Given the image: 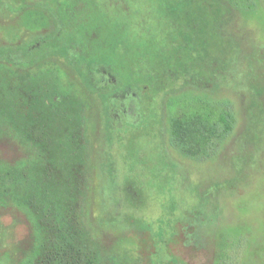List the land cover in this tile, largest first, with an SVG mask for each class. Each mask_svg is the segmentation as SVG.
<instances>
[{"label":"rangeland","instance_id":"obj_1","mask_svg":"<svg viewBox=\"0 0 264 264\" xmlns=\"http://www.w3.org/2000/svg\"><path fill=\"white\" fill-rule=\"evenodd\" d=\"M216 2L200 39L173 0H0V264L57 229L92 264H264V0ZM140 49L170 73L151 117L150 72L96 55ZM197 116L190 156L171 125Z\"/></svg>","mask_w":264,"mask_h":264},{"label":"trees","instance_id":"obj_2","mask_svg":"<svg viewBox=\"0 0 264 264\" xmlns=\"http://www.w3.org/2000/svg\"><path fill=\"white\" fill-rule=\"evenodd\" d=\"M185 0H173L175 4L174 8L167 12L166 20L169 24L176 27L179 33L183 35H189L194 38H200L208 36V31L211 28L214 29V21L216 22L217 15L219 13V8L217 6L216 0H192L188 5H184ZM162 14V12H161ZM77 44H80L83 48L84 57L89 58L92 54L89 53L87 47H84L80 40H75ZM112 46V43L110 44ZM103 46H99L98 49L102 50ZM40 49V50H39ZM56 43H48L41 45L38 49H35L34 52H31V55L35 54L38 50V53L45 52L47 50L56 51L58 50ZM97 51V50H96ZM94 52V54L96 53ZM103 52V50H102ZM99 58H104L106 62L112 65V69L117 71L115 68H118L119 72H123L122 75L125 77V81L130 80V71L132 74L137 75L144 68L150 72L148 77L138 76L134 79V83L140 84V90L142 91V101L145 99L146 104H143V109L146 112L147 116L151 117V113L146 111L147 108L150 110L152 104V98L157 93L164 91L168 88L170 84V73L167 69L165 63L156 56L149 55L148 53L140 50L125 51L123 54L115 60L112 54H96ZM31 58V56L29 55ZM133 60V69H128L126 62H130L129 58ZM124 59V60H123ZM136 65H138L137 70H134ZM149 97V98H148ZM151 99V101H150ZM146 105V106H145ZM155 111V110H154ZM153 114V110H152ZM202 119L200 117H194L191 120H174L171 125V134L172 140L175 144H180L183 148L185 154L190 156L196 155V152H192L190 147L192 143H197L198 137V126L201 125ZM130 132L127 134L128 137ZM134 137V136H133ZM136 138V137H135ZM134 139L132 138V141ZM132 147V146H131ZM133 156L130 155L128 158L131 159ZM136 187V185L134 184ZM139 190L136 189L135 193ZM140 194V192H138ZM138 197V199H137ZM132 196L129 198L130 202L138 203V200L142 199L141 195ZM137 199V200H135ZM54 229V228H53ZM58 229L54 232L53 238L50 236L47 239L41 237V240L38 241V247L34 251V255L30 260L29 264H90L89 256L82 254L79 250H74V247L65 244L64 246H58L54 244L53 239L56 238L55 234ZM39 240V239H38ZM52 242V243H51ZM51 243V248L47 249L48 244ZM71 251V252H70ZM77 254H75L74 252ZM73 256V257H72ZM84 258L87 263L81 261ZM88 258V259H87ZM92 264V263H91Z\"/></svg>","mask_w":264,"mask_h":264},{"label":"flooded vegetation","instance_id":"obj_3","mask_svg":"<svg viewBox=\"0 0 264 264\" xmlns=\"http://www.w3.org/2000/svg\"><path fill=\"white\" fill-rule=\"evenodd\" d=\"M166 19V18H165Z\"/></svg>","mask_w":264,"mask_h":264}]
</instances>
